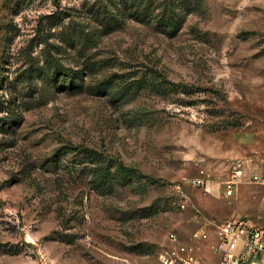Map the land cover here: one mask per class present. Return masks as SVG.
Here are the masks:
<instances>
[{
	"label": "rangeland",
	"instance_id": "1",
	"mask_svg": "<svg viewBox=\"0 0 264 264\" xmlns=\"http://www.w3.org/2000/svg\"><path fill=\"white\" fill-rule=\"evenodd\" d=\"M171 1L0 0V264H165L171 231L264 223V0H179L174 33Z\"/></svg>",
	"mask_w": 264,
	"mask_h": 264
},
{
	"label": "built area",
	"instance_id": "2",
	"mask_svg": "<svg viewBox=\"0 0 264 264\" xmlns=\"http://www.w3.org/2000/svg\"><path fill=\"white\" fill-rule=\"evenodd\" d=\"M243 163L235 167L232 177L225 182L226 194H234V186L244 175ZM207 173L193 180L197 186L208 181ZM254 179L264 183L262 175ZM172 246L162 249L160 257L165 264H264V223L249 216L232 217L225 221L211 222L208 227L191 234V242L183 243L175 231L169 233ZM206 243L210 255L199 247Z\"/></svg>",
	"mask_w": 264,
	"mask_h": 264
},
{
	"label": "trees",
	"instance_id": "3",
	"mask_svg": "<svg viewBox=\"0 0 264 264\" xmlns=\"http://www.w3.org/2000/svg\"><path fill=\"white\" fill-rule=\"evenodd\" d=\"M139 2V1H138ZM183 2V1H182ZM141 3V2H140ZM155 0H147V3L145 7L143 8L144 12H146L145 16L151 17L152 14L150 13L152 10L155 9ZM169 5L165 6L164 9L161 11L162 13L157 16V21L162 23L165 27L170 28V30L176 32L179 27L181 26L182 21L180 20V14H178L177 10L180 7V1L179 0H172ZM179 22V23H178ZM56 81L60 83V85L67 87L69 89H75L79 87V84L83 80L84 72L81 70L79 73L76 74H70L69 69L61 68L58 71L56 70ZM138 88L142 86H151L154 89L162 92V94H166L167 96H170L171 94H180L183 92L185 95L189 96V91L186 90L187 87L184 86L182 83H174L170 82V84H173V87L170 89L166 87V82H157V81H149L145 79L144 77L139 80ZM181 89V90H180ZM188 92V93H187ZM178 100L182 101L181 98ZM126 169V167H124ZM124 169V170H125Z\"/></svg>",
	"mask_w": 264,
	"mask_h": 264
},
{
	"label": "crops",
	"instance_id": "4",
	"mask_svg": "<svg viewBox=\"0 0 264 264\" xmlns=\"http://www.w3.org/2000/svg\"><path fill=\"white\" fill-rule=\"evenodd\" d=\"M238 217V216H237ZM250 217V216H249ZM250 218H252V217H250ZM253 219V218H252Z\"/></svg>",
	"mask_w": 264,
	"mask_h": 264
}]
</instances>
